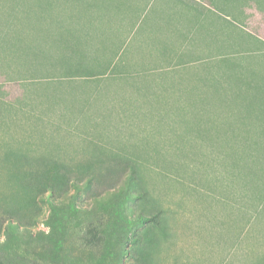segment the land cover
Returning <instances> with one entry per match:
<instances>
[{"label": "rangeland", "instance_id": "obj_1", "mask_svg": "<svg viewBox=\"0 0 264 264\" xmlns=\"http://www.w3.org/2000/svg\"><path fill=\"white\" fill-rule=\"evenodd\" d=\"M5 240L264 264V0H0Z\"/></svg>", "mask_w": 264, "mask_h": 264}, {"label": "trees", "instance_id": "obj_2", "mask_svg": "<svg viewBox=\"0 0 264 264\" xmlns=\"http://www.w3.org/2000/svg\"><path fill=\"white\" fill-rule=\"evenodd\" d=\"M38 197V196H37ZM36 199L33 198V200ZM31 202V201H28ZM9 226L10 223H8ZM29 237H32V235H28ZM8 240L0 241V264H48V263H40L39 261L30 259L27 255L21 254L18 251H7L4 248V245L7 246Z\"/></svg>", "mask_w": 264, "mask_h": 264}]
</instances>
